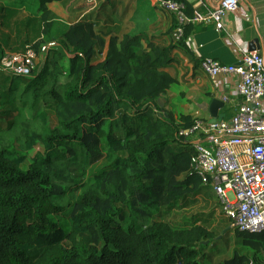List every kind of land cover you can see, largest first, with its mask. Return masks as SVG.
<instances>
[{
  "label": "trees",
  "instance_id": "obj_1",
  "mask_svg": "<svg viewBox=\"0 0 264 264\" xmlns=\"http://www.w3.org/2000/svg\"><path fill=\"white\" fill-rule=\"evenodd\" d=\"M52 1L66 0H37L35 15L0 3V63L7 51L39 50L62 27L32 74L8 76L0 69V264L212 263L205 251L216 237L212 230L153 218L159 207L171 210L210 186L192 171L193 148L179 136L194 120L181 116L177 123L159 104L175 82L167 70L175 45L145 47L140 34L111 35L105 58L95 62L112 32L101 35L92 16L58 25ZM190 29L187 23L184 35ZM43 108L55 114L54 127ZM38 142L44 152L29 159ZM101 142L109 164L73 186L70 165L82 159L86 168L100 159ZM176 144L179 152L164 163L163 153ZM75 188L78 197L70 192ZM67 192L77 199L65 203ZM238 235L246 245L264 246V231ZM212 264L257 263L236 252Z\"/></svg>",
  "mask_w": 264,
  "mask_h": 264
},
{
  "label": "built area",
  "instance_id": "obj_2",
  "mask_svg": "<svg viewBox=\"0 0 264 264\" xmlns=\"http://www.w3.org/2000/svg\"><path fill=\"white\" fill-rule=\"evenodd\" d=\"M109 0H87L90 9ZM240 0H221L208 15L190 17L186 4L179 0H156L158 7L172 12L177 24L175 42L184 37L185 25L193 21L213 22L218 30L224 27L226 14L235 11ZM250 15L247 14L249 19ZM56 42L43 44L40 50L27 45L21 51H7L0 69L12 75L28 76L39 65ZM237 63L207 59L201 67L214 89L223 85L224 104L236 106L230 118L197 117L190 128H181L179 135L191 143V169L204 185H210L217 196L223 215L240 231H264V56L258 51H240Z\"/></svg>",
  "mask_w": 264,
  "mask_h": 264
},
{
  "label": "crops",
  "instance_id": "obj_3",
  "mask_svg": "<svg viewBox=\"0 0 264 264\" xmlns=\"http://www.w3.org/2000/svg\"><path fill=\"white\" fill-rule=\"evenodd\" d=\"M66 0L52 1L48 8L68 24L90 17L98 20L97 30L112 32L105 35L106 46L111 35L123 37L124 34H140L149 42L175 47L172 50L174 61L167 68L175 82L165 93V105L172 112L176 121L182 122L181 116L210 119V105L214 99L221 100V95L228 91L225 85L214 89L201 63L214 59L224 63H237L240 51H250L249 45L259 40L256 50L264 56V0H240L239 6L224 17V27L218 30L213 22L193 21L190 33L180 42L173 43L171 32L177 24L174 13L157 6L156 0H110L101 2L98 8L89 10L83 2ZM190 6L186 9L190 17H204L217 6L221 0H182ZM2 5L19 6L27 15H35L39 7L37 0H0ZM76 3V4H75ZM75 4V6H74ZM82 5H85L83 7ZM73 8L76 11H73ZM247 14L250 15L249 19ZM176 21V22H175ZM107 26V30L101 27ZM101 31V32H100ZM103 31V32H102ZM5 32H9L5 30ZM12 38H14V33ZM105 46V49H106ZM104 53V52H103ZM105 58V57H104ZM236 106L224 104L219 114L230 118Z\"/></svg>",
  "mask_w": 264,
  "mask_h": 264
},
{
  "label": "rangeland",
  "instance_id": "obj_4",
  "mask_svg": "<svg viewBox=\"0 0 264 264\" xmlns=\"http://www.w3.org/2000/svg\"><path fill=\"white\" fill-rule=\"evenodd\" d=\"M83 1L84 0H78L76 3L83 2ZM86 2L87 0H85L84 4H86L87 6ZM82 6L85 7V5H82ZM87 8L89 7L87 6ZM90 10H93V9H90ZM73 11H76V9L73 8ZM52 19L56 20V22H58V25L60 23L61 26L71 25V24L66 23L62 19H60V17H58V15L54 13L52 14ZM61 31H62V27L58 28V26H56L55 31H53L54 37L51 38L49 42L47 41V39L44 40V44H48L50 42L57 43L58 41L57 34H59ZM171 34H172L171 37L174 43L175 41L174 31H172ZM143 43L145 47L150 45L149 44L150 42L149 40H147V38L143 40ZM153 43L156 44V42H153ZM170 45H172V42L169 44V46ZM106 49H108V45L106 46ZM96 51L97 52L94 56V61L95 62L102 61L104 57L106 56L107 51L105 50L104 53L102 54L99 52L98 49H96ZM38 60H39L38 61L39 64H41L44 58H41V55H40ZM5 74H7L8 76H12V74H9V73H5ZM3 107H4V104L0 102V111L3 110ZM20 108H21V102H18L16 110ZM164 108L166 111H168L166 105L164 106ZM43 109L47 113L48 124L54 127L57 122L55 114L49 108H43ZM170 113L173 115L172 112ZM13 114H16V113H13ZM10 117H2L1 121L6 122V120L10 119ZM176 122L180 123V121H176ZM183 142L186 143L187 141L183 138ZM179 147L181 146L177 144L172 145L163 153L164 163H167L174 158L176 153L179 152ZM185 147L188 148L187 146ZM39 152L41 153L44 152V146L40 142H38L37 145H35L33 149L27 152L28 158L30 159L34 157ZM95 152L97 153L99 152L101 154V156L99 157L100 159L94 161L89 167H86V168L84 167V165L80 162V160L82 159H79L77 162H74L72 163V165H70V168H69L70 181L69 182H74L73 186H77L78 183L80 184L81 182L86 181L93 174H95L96 172H99L104 166L109 164V158L107 157V145L105 142H101L99 146L97 147V149L95 150ZM187 173L188 171L181 172V174L177 176L178 177L177 179L182 180L183 178H185ZM60 187L64 189V186H60ZM70 192L75 193L76 197H78L81 194V190H76V188ZM70 192H67L63 196L65 197L64 198L65 203L73 202L74 200L77 199L76 197L73 198ZM57 198H60V196ZM159 209H160V212L156 211V215L153 216L154 219L169 221L173 226H183V225H190L193 223H197V224L205 225L206 227H208L210 230H212L216 234V237H214V239L211 242L207 241L208 245L205 250L211 255L210 260L212 263L223 262L227 259H230L237 252V253H240L241 255L247 256L251 262H254L257 264H264V246H262V244L260 243L250 244V245H246L243 243L245 236H239L238 233L240 232V230L233 227L231 224V221L223 215L222 211L220 210L219 204H218L217 196L210 186L209 187L206 186L203 189V191L198 195L189 196L185 200H179L178 204L171 210H166L164 206L159 207ZM118 219L119 221H124L123 218L118 217ZM60 221L63 225H66V226L69 225L68 224L69 220L66 217H60ZM212 263L209 262V264H212Z\"/></svg>",
  "mask_w": 264,
  "mask_h": 264
},
{
  "label": "water",
  "instance_id": "obj_5",
  "mask_svg": "<svg viewBox=\"0 0 264 264\" xmlns=\"http://www.w3.org/2000/svg\"><path fill=\"white\" fill-rule=\"evenodd\" d=\"M259 43L258 39L252 41L249 45L250 51L256 50V47ZM159 104L161 107L165 106V99H159ZM224 107V103L219 99H214L210 105V115H211V122H215L217 119L221 120L224 118L223 114H219V109Z\"/></svg>",
  "mask_w": 264,
  "mask_h": 264
}]
</instances>
